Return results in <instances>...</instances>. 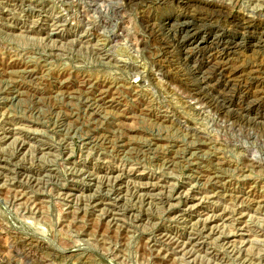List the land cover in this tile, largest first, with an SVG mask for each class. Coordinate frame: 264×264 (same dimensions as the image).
Segmentation results:
<instances>
[{
	"label": "rangeland",
	"instance_id": "obj_1",
	"mask_svg": "<svg viewBox=\"0 0 264 264\" xmlns=\"http://www.w3.org/2000/svg\"><path fill=\"white\" fill-rule=\"evenodd\" d=\"M259 25L264 0H0V264H264Z\"/></svg>",
	"mask_w": 264,
	"mask_h": 264
},
{
	"label": "bare ground",
	"instance_id": "obj_2",
	"mask_svg": "<svg viewBox=\"0 0 264 264\" xmlns=\"http://www.w3.org/2000/svg\"><path fill=\"white\" fill-rule=\"evenodd\" d=\"M129 2H134V1H136V0H128ZM159 1V0H158ZM173 1H175V0H173ZM163 2H164V0H163ZM178 3V5H180V6H187L188 5V3L187 2H181V1H179V2H177ZM196 4V3H195ZM198 4V3H197ZM200 4V3H199ZM203 8H205V6L203 7ZM212 8V7H211ZM209 10V9H208ZM211 10V9H210ZM210 10H209V12H210ZM211 11H213V13H214V11L215 10H211ZM215 12H218V11H215ZM195 17V16H194ZM182 20H184V22H183V24L181 23V25H182V27L184 28V29H186V30H189V29H191L192 28V26L194 25V24H196V23H198L199 21H198V19H196V18H193V16H186L185 15V17H183L182 18ZM179 21V20H178ZM178 21L176 22V24H178ZM187 21H191V22H187ZM208 22V21H207ZM211 22V21H210ZM242 25L245 27V28H247V29H250V28H253V27H255L256 26V24L254 23V21H251V20H248V19H243L242 21ZM175 23V22H174ZM194 23V24H193ZM206 23V22H205ZM206 24H208V23H206ZM171 25V27H172V25L173 24H170ZM210 25V24H209ZM239 25H241V24H239ZM179 26V25H178ZM211 26V25H210ZM176 27V26H175ZM198 27V26H197ZM202 27V26H201ZM205 27V26H204ZM212 27V26H211ZM239 27H241V26H239ZM259 27H260V29H261V31H262V33L264 34V25H259ZM170 28V27H169ZM194 28H196V27H194ZM194 28H192V29H194ZM209 28V27H208ZM175 29V28H174ZM171 30H173V29H171ZM181 30V29H180ZM186 30H184V32L186 31ZM195 30V29H194ZM245 30V29H244ZM169 31H170V29H169ZM176 31H177V28H176ZM182 31V30H181ZM175 32V31H174ZM189 32V31H188ZM249 32V31H248ZM194 34H195V32H194ZM186 35V34H185ZM190 35V34H189ZM193 35V34H192ZM188 36V35H187ZM218 36V35H217ZM193 38V37H192ZM216 38V37H215ZM218 38H220V37H218ZM188 39V38H187ZM202 40V39H201ZM205 40V39H204ZM217 40V39H216ZM226 40L227 39H225V42H226ZM263 41V40H262ZM228 42V41H227ZM230 42V41H229ZM246 42V41H245ZM183 43H185L184 41H183ZM201 43V42H200ZM222 43V42H221ZM243 43V42H242ZM263 43V42H262ZM261 43V44H262ZM191 44V43H190ZM247 44V43H246ZM199 45V44H198ZM197 45V46H198ZM202 44H200V46H201ZM206 45V44H205ZM242 44H234V42L233 43H226V44H224V46H223V49L221 50V54H219V56L217 57V59L215 60V58H213V55H210V57H209V59H210V61H208V63H209V65L211 66V65H215L214 67H216V69L218 70V71H220L221 73H226L227 75H225V76H227L228 77V82H230V83H232V82H234V77H235V74H234V72L236 71H234V69L232 68V69H230L231 68V66H228L229 65V60H230V58H231V56L234 54V49H236L237 47H239V46H241ZM254 45V44H253ZM203 46V45H202ZM211 46V45H210ZM195 47V46H194ZM206 47V46H205ZM208 47V46H207ZM245 47V46H244ZM255 47H258L257 45H255ZM199 48V47H198ZM201 48V47H200ZM195 49V48H194ZM203 49V48H202ZM213 49V48H212ZM197 50V49H196ZM200 50V49H199ZM208 50V49H207ZM188 51V50H187ZM193 51V50H192ZM210 51V50H209ZM215 51V50H214ZM219 51V50H218ZM211 52V51H210ZM199 53H201V51L199 52ZM189 54V53H188ZM209 54H211V53H209ZM187 57H189V56H187ZM204 57V56H203ZM206 58V57H205ZM213 58V59H212ZM233 58V57H232ZM218 60V61H217ZM207 63V62H206ZM204 65V64H203ZM206 65V64H205ZM200 66V65H199ZM202 68V67H201ZM209 68L210 67H208V70H209ZM198 69V68H197ZM203 69V68H202ZM201 69V70H202ZM212 70H214V68L212 69ZM199 71V70H198ZM242 72V71H241ZM255 72V71H254ZM203 73V72H202ZM219 73V72H218ZM238 73V72H237ZM260 73V72H259ZM204 74H205V72H204ZM203 74V75H204ZM242 74V73H241ZM245 74V73H244ZM247 74V73H246ZM251 74V73H250ZM249 75V74H248ZM254 75V74H253ZM247 76V75H246ZM205 77V76H204ZM226 77V78H227ZM240 77H241V75H240ZM255 77V76H254ZM225 78V79H226ZM243 78V77H242ZM247 78H249V77H247ZM203 79V78H202ZM205 79V78H204ZM209 79V78H208ZM237 79H239V78H237ZM205 80H207V79H205ZM204 80V81H205ZM240 80V79H239ZM203 81V80H202ZM211 81V80H210ZM220 81H222V80H220ZM250 81V80H249ZM206 83V82H205ZM204 83V84H205ZM210 83V82H209ZM203 84V85H204ZM223 86V85H222ZM205 87H206V85H205ZM209 88V87H208ZM201 89V88H200ZM199 89V90H200ZM198 90V91H199ZM202 90H203V87H202ZM257 90V89H256ZM196 91V90H195ZM264 91V90H263ZM201 92V91H200ZM196 93H198V92H196ZM257 93V92H256ZM199 94V93H198ZM204 94H206V93H204ZM202 96V95H201ZM263 97V96H262ZM199 98V97H198ZM203 99V98H202ZM262 99V98H261Z\"/></svg>",
	"mask_w": 264,
	"mask_h": 264
}]
</instances>
